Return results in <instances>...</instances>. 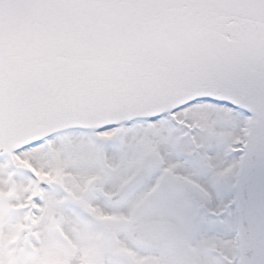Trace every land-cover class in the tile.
<instances>
[{
  "label": "snow or ice",
  "instance_id": "1",
  "mask_svg": "<svg viewBox=\"0 0 264 264\" xmlns=\"http://www.w3.org/2000/svg\"><path fill=\"white\" fill-rule=\"evenodd\" d=\"M0 264H264V0H0Z\"/></svg>",
  "mask_w": 264,
  "mask_h": 264
}]
</instances>
